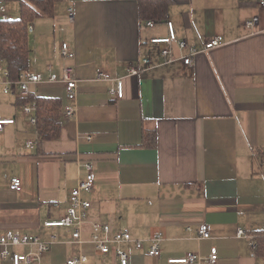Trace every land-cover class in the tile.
<instances>
[{
	"label": "crops",
	"instance_id": "crops-1",
	"mask_svg": "<svg viewBox=\"0 0 264 264\" xmlns=\"http://www.w3.org/2000/svg\"><path fill=\"white\" fill-rule=\"evenodd\" d=\"M139 1L61 0L52 16L33 22L25 74L61 75L71 65L77 93L70 101L61 83L28 85L29 96L57 99L62 107L59 137L42 143L36 106L30 115L35 125L22 111L32 104L24 102L29 96L20 97L16 83L11 94L0 95V118L14 120L0 131V235L10 230L44 242L54 237L56 242L32 264H66L78 255L88 257L85 264H118L114 251L103 255L89 243L92 223L107 224L111 232L128 230L133 241H141V251L133 243L118 247L129 255L128 264H170L187 253L200 257L197 264H210L211 249L216 250L214 264H264V242L252 247V239L256 244L263 237L264 221V11L259 0H169L165 18L149 22L140 20ZM253 17H258L253 30L244 28ZM166 22L178 40L193 46L215 36L225 42L198 55L189 69L175 63L127 76L128 65L143 56L158 61L150 40L167 36ZM62 43L74 53L72 59L61 58ZM99 72L122 80L121 99L109 95L112 83L97 80ZM66 107L74 108L72 117H65ZM145 133L155 134L154 145L142 144ZM87 163L95 183L82 194L91 207L83 242L76 244L69 229L44 223L65 215ZM15 177L21 180L19 192L9 188ZM203 223L210 237L197 239ZM237 229L244 237L236 236ZM156 233L162 238L160 256L146 257ZM31 251L36 247L16 249Z\"/></svg>",
	"mask_w": 264,
	"mask_h": 264
},
{
	"label": "built area",
	"instance_id": "built-area-1",
	"mask_svg": "<svg viewBox=\"0 0 264 264\" xmlns=\"http://www.w3.org/2000/svg\"><path fill=\"white\" fill-rule=\"evenodd\" d=\"M259 6L264 11V0H259ZM8 11L4 4L0 3V19L5 21L9 19ZM69 21H74L73 9L68 10ZM258 22V17H253L250 20L244 22L243 26L246 29L253 30L255 24ZM167 36L163 38L151 39L150 43L157 46L155 54L158 57V61L153 63L151 55L143 56L135 63L128 65L126 68L127 76H137L141 72H145L151 68L167 67L174 65L175 63L181 64L182 67L189 69L193 66L194 59L216 47L224 44V39L220 36H215L200 47L193 46L187 41L178 40L173 26L170 22H166ZM175 49L178 55L175 54ZM60 56L64 60H70L74 57V53L69 49L66 43L60 45ZM97 80L107 83H112V86L108 90L111 97L121 99L123 97L122 80L119 78H111L109 75L103 72H99L96 77ZM264 81V78H263ZM61 83L65 87L66 97L68 100L73 101L76 98V77L74 68L71 65H65L62 69L61 75L49 73L47 77H43L38 73H28L22 75L20 80L15 84L17 85L20 97H28L29 90L28 85L38 84H55ZM13 83L9 80V71L0 58V95H9L12 92ZM264 102V94H263ZM35 105L32 103L23 107V114L30 116L34 111ZM65 117H72L75 113L74 108L66 107L63 111ZM13 119L0 118V131L7 125H12ZM28 123L35 125V118L28 117ZM87 143L91 142V137L86 136ZM27 146L33 147V143L28 141ZM87 172L84 180L79 181L77 186L71 191L68 207L66 208L65 215L56 221H46L44 226L46 228L60 227L70 230L72 243L81 244L82 234L84 231V225L88 217V211L91 207V203L82 197L83 193H90L94 187L95 175L91 164L84 165ZM9 188L12 191L19 192L21 190V180L19 178H12L10 180ZM264 215V207H263ZM90 240L89 243L93 245V248L100 254L108 255L111 251H114L115 258L118 264H128L129 255L125 252L118 250L121 244L133 243L135 250L141 251L143 246L141 241H133L131 239L128 230H122L119 232H111L110 227L107 224L92 223L90 225ZM262 231L264 233V221ZM236 236L238 238L244 237V232L241 229H237ZM209 228L203 223L197 229V239H208ZM161 234L156 233L150 240V247L144 252L146 257L158 258L160 256V243ZM54 237L50 238L48 242L42 241L38 236L21 235L13 231H6L0 235V260H9L11 264H32L39 261L40 257L46 252L49 247L55 243ZM20 247H36L35 252L18 253L16 249ZM112 247H115L112 250ZM117 247V248H116ZM252 247L255 248V241L252 239ZM88 260L86 255L72 256L66 261V264H85ZM210 264H214L217 260L216 250L211 249L209 258L207 259ZM200 261V257L194 253H187L184 257L179 259H170V264H197Z\"/></svg>",
	"mask_w": 264,
	"mask_h": 264
},
{
	"label": "trees",
	"instance_id": "trees-1",
	"mask_svg": "<svg viewBox=\"0 0 264 264\" xmlns=\"http://www.w3.org/2000/svg\"><path fill=\"white\" fill-rule=\"evenodd\" d=\"M61 0H0V3L16 2L19 8L18 18L0 19V58L5 61L9 80L17 83L28 72L29 30L33 22L43 16H52L54 8ZM169 0H141L138 14L142 22L161 21L165 18ZM24 102L34 103L38 141L57 139L61 129L62 107L57 99L30 95ZM155 134L145 133L143 145H154ZM263 237L256 239V247L264 242Z\"/></svg>",
	"mask_w": 264,
	"mask_h": 264
},
{
	"label": "rangeland",
	"instance_id": "rangeland-1",
	"mask_svg": "<svg viewBox=\"0 0 264 264\" xmlns=\"http://www.w3.org/2000/svg\"><path fill=\"white\" fill-rule=\"evenodd\" d=\"M7 5H9V9L11 10V12H10V15L9 16H11V18H18V6H17V3L16 2H9V3H7ZM58 6V5H57ZM56 6V7H57Z\"/></svg>",
	"mask_w": 264,
	"mask_h": 264
}]
</instances>
